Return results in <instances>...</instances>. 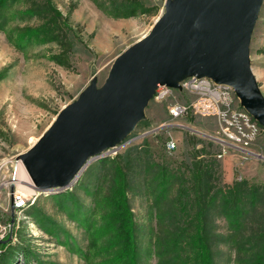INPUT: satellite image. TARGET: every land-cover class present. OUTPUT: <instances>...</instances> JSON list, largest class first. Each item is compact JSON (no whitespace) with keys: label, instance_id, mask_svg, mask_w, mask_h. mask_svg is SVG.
Segmentation results:
<instances>
[{"label":"rangeland","instance_id":"rangeland-1","mask_svg":"<svg viewBox=\"0 0 264 264\" xmlns=\"http://www.w3.org/2000/svg\"><path fill=\"white\" fill-rule=\"evenodd\" d=\"M49 1L70 26L66 65L47 58L63 52L61 46L30 45L22 54L0 32V235L5 238L0 264H85L60 244L59 232L61 241L69 233L87 252L91 264H126L125 260L114 262L117 249L122 252L123 242L117 236L124 222L110 223L107 204L118 192L127 213L125 223L133 229L132 264H192L198 251L191 245L197 246L198 240L205 249L203 258H208L202 264H245L256 246L264 248L260 237L264 197L255 213L234 231L218 205L209 210L195 196L210 186L232 187L235 181L264 194V129L248 154L228 147L217 158L222 147L215 140V119L189 117L168 125V106L190 99L178 90L170 89L161 102L152 99L145 119L120 148L88 165L72 189L65 191L66 207L59 206L55 196L65 192L27 195L20 189L25 183L19 173L25 168L17 156L38 140L64 107L79 98L93 78L100 87L116 57L147 35L164 12L162 0H138L148 12L119 19L109 14L122 11L126 0ZM33 2L43 0L9 2L0 14L5 30L39 25L36 17L20 15ZM15 35L12 38L17 41ZM249 57L264 97V0L251 34ZM169 137L178 143L172 153L164 147ZM18 196L25 201L23 207L16 206ZM201 210L206 214L202 223L197 212ZM84 216L91 217L88 233L75 220ZM53 224L62 232L56 228L48 232ZM24 249L31 251L28 257Z\"/></svg>","mask_w":264,"mask_h":264},{"label":"water","instance_id":"water-1","mask_svg":"<svg viewBox=\"0 0 264 264\" xmlns=\"http://www.w3.org/2000/svg\"><path fill=\"white\" fill-rule=\"evenodd\" d=\"M162 1L164 12L150 32L116 57L104 83L97 87L93 78L17 156L39 194L72 189L88 165L107 157L145 119L159 86L180 90L189 77L232 87L264 129V97L249 57L263 0Z\"/></svg>","mask_w":264,"mask_h":264},{"label":"trees","instance_id":"trees-1","mask_svg":"<svg viewBox=\"0 0 264 264\" xmlns=\"http://www.w3.org/2000/svg\"><path fill=\"white\" fill-rule=\"evenodd\" d=\"M17 1L18 0H0V14L8 6L9 2L13 4ZM96 6H98L100 10L103 11L102 6H100L99 4H97ZM121 8L122 11L111 13L109 14V16L115 19L129 18L138 15V13L144 14L148 12V9L143 6L138 0H126L125 4L121 5ZM20 15L22 17L28 18L36 17L40 24L34 28H26L24 30L17 27L5 30V22H0V32L4 33L10 45L23 54L30 45L46 46L49 44H57L58 46H61L63 52L61 51L58 54L50 55L47 58L58 65H66L68 60V54H66L67 45L69 43L66 34L67 26H70L68 25V23L62 20L61 12H59V10L52 4V2L49 0H43V3L40 4L33 2L30 4L28 10ZM13 33L16 34L15 38H18L17 41L12 38ZM117 171L114 172L113 176L117 175ZM66 194L67 193L65 192L59 195H55L57 204L62 208L66 207L63 204L66 199ZM118 194L119 192L107 201V204L110 207V223L112 224V222H114L115 224L119 225L124 222L121 228L122 230H120L119 235L117 236L120 242H123V245L121 244L122 252H118L117 249L114 262L117 263L119 261L125 260L126 264H132L134 259L133 229L131 228V226L127 227L125 223L127 213L124 211L123 202H121L122 196ZM262 197H264V194L260 193L259 190H257L255 187L249 188L245 183L239 184L238 181H235V184L232 187H228L226 189H215L214 187L210 186L207 187V190L205 192H201L199 190L196 193L195 199H197L196 201L202 200L204 202L203 205L210 208L209 210H215L217 208L216 205H218L219 210L228 221L229 226H231L234 231H237V228L240 226V224H243L253 213H255L258 202L263 199ZM197 212H200L199 218L201 223L206 221V214L203 212V210ZM41 220L45 219L42 218L40 219V221ZM75 220L78 222V225L81 226L87 233L90 231V216H84L80 220L79 218ZM201 227L202 228L199 227L200 231H202L205 236V224H202ZM53 228L61 231L60 227L55 224H53V226H51L50 228H47V231L53 233V231H55L53 230ZM59 233L56 236L60 240V244L64 245L69 251L74 252L79 258L83 259L85 261V264H91L87 252L78 247V245L72 240V237H70L69 233L66 234L62 241ZM260 237L262 238H260L261 240L264 239V226H261ZM92 239L93 237H90L91 246L93 244V242L91 243ZM3 242L4 241L0 242V246L4 245ZM119 244L120 243L118 242V245ZM197 244L198 245L195 246L192 242L191 245L193 249L197 248L198 251L197 259L195 257L192 264H202V261H208V258H203L206 253L205 249L203 248L204 246L200 244V240H198ZM256 248L257 249L252 254V257H249L247 262L245 261V264H264V248L257 246ZM24 253L25 257H28V255L31 254V251L24 249Z\"/></svg>","mask_w":264,"mask_h":264},{"label":"built area","instance_id":"built-area-1","mask_svg":"<svg viewBox=\"0 0 264 264\" xmlns=\"http://www.w3.org/2000/svg\"><path fill=\"white\" fill-rule=\"evenodd\" d=\"M180 87L178 91L189 95L190 99L184 103L176 101L168 106L167 113L170 120L168 125L176 124L178 120H185L189 117L212 118L217 122L218 129L215 136L222 147L221 154L217 158L225 155L228 147L243 154L249 152L248 150L259 138L262 129L258 122L240 105L232 87L216 84L208 78L195 77L185 79L180 83ZM169 93L170 88L159 86L155 90L153 100L161 102ZM164 147L168 153H172L177 150L178 143L173 137H169ZM118 148L120 146L116 149ZM15 203L17 207L25 205L21 196L15 198ZM2 237L3 235H0V242L5 239ZM2 252L3 248L0 247V254Z\"/></svg>","mask_w":264,"mask_h":264},{"label":"bare ground","instance_id":"bare-ground-1","mask_svg":"<svg viewBox=\"0 0 264 264\" xmlns=\"http://www.w3.org/2000/svg\"><path fill=\"white\" fill-rule=\"evenodd\" d=\"M216 140V139H215ZM218 142V141H217ZM249 153V152H248ZM247 153V154H248ZM25 170V169H24ZM24 170L23 169H21V171H20V173H19V177H20V179L25 183V185H22L21 187H20V189L23 191V192H25V194H27V195H31V194H34L35 192H37V191H35L34 190V188H32L31 187V185H30V179H29V177H27L28 175H26L27 174V172L25 173L24 172Z\"/></svg>","mask_w":264,"mask_h":264}]
</instances>
